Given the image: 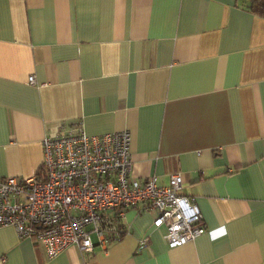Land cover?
Wrapping results in <instances>:
<instances>
[{
	"label": "crops",
	"instance_id": "1",
	"mask_svg": "<svg viewBox=\"0 0 264 264\" xmlns=\"http://www.w3.org/2000/svg\"><path fill=\"white\" fill-rule=\"evenodd\" d=\"M76 127L128 131L131 180L179 173L205 231L169 247L129 207L119 240L46 261L6 226L0 264H264V16L249 0H0V179L35 175L42 139Z\"/></svg>",
	"mask_w": 264,
	"mask_h": 264
},
{
	"label": "built area",
	"instance_id": "2",
	"mask_svg": "<svg viewBox=\"0 0 264 264\" xmlns=\"http://www.w3.org/2000/svg\"><path fill=\"white\" fill-rule=\"evenodd\" d=\"M41 142L43 160L35 175L0 179V227L30 238L46 261L69 247L91 252L95 244L105 249L119 240V220L129 207L154 214L153 225L166 227L169 247L205 231L199 207L180 191L179 173L161 187L153 178L131 180L128 131L88 135L76 127ZM146 241L138 242L137 252Z\"/></svg>",
	"mask_w": 264,
	"mask_h": 264
},
{
	"label": "trees",
	"instance_id": "3",
	"mask_svg": "<svg viewBox=\"0 0 264 264\" xmlns=\"http://www.w3.org/2000/svg\"><path fill=\"white\" fill-rule=\"evenodd\" d=\"M250 9L252 12L264 16V4L259 0H249ZM125 214V213H124ZM122 219L119 220V224H122Z\"/></svg>",
	"mask_w": 264,
	"mask_h": 264
}]
</instances>
